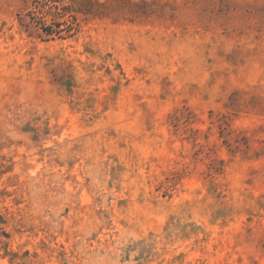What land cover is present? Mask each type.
Listing matches in <instances>:
<instances>
[{"label":"rangeland","instance_id":"rangeland-1","mask_svg":"<svg viewBox=\"0 0 264 264\" xmlns=\"http://www.w3.org/2000/svg\"><path fill=\"white\" fill-rule=\"evenodd\" d=\"M0 264H264V0H0Z\"/></svg>","mask_w":264,"mask_h":264},{"label":"trees","instance_id":"trees-1","mask_svg":"<svg viewBox=\"0 0 264 264\" xmlns=\"http://www.w3.org/2000/svg\"><path fill=\"white\" fill-rule=\"evenodd\" d=\"M33 12H30L28 14V16L31 18V21H30V25H26L27 28H30V27H36V28H40L42 33L46 36V37H54L55 35L57 36H61L62 33L64 32H70L73 30V28L71 27L72 24H74L73 22L75 21L74 17L71 15L70 17H72L74 20L72 22V20H69L66 18V21L64 22H55V23H52L51 25H47L45 20H43V18H37V17H34L32 15ZM64 15H63V18L67 17V14L68 13H71L68 11V9H64ZM59 15V14H58ZM56 16V15H55ZM63 26H66V28H62ZM42 36V34H40V37Z\"/></svg>","mask_w":264,"mask_h":264}]
</instances>
